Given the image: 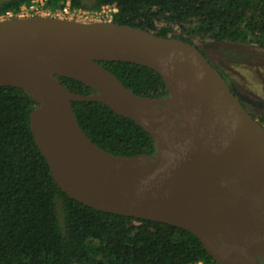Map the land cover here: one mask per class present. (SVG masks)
<instances>
[{
	"label": "water",
	"instance_id": "1",
	"mask_svg": "<svg viewBox=\"0 0 264 264\" xmlns=\"http://www.w3.org/2000/svg\"><path fill=\"white\" fill-rule=\"evenodd\" d=\"M100 62L149 68L162 77L169 96L141 98ZM44 67L87 69L101 80L102 90L84 76L48 73ZM55 76L84 81L96 94H70ZM5 86L23 89L37 105L30 116L33 139L68 197L186 230L220 264L264 262V128L195 46L113 23L8 19L0 22V87ZM89 101L148 129L159 158L115 159L91 146L71 107ZM190 118L196 128L186 126ZM66 177L81 196L66 188ZM228 180L251 202H226L222 191ZM246 246L258 250L245 254Z\"/></svg>",
	"mask_w": 264,
	"mask_h": 264
},
{
	"label": "trees",
	"instance_id": "2",
	"mask_svg": "<svg viewBox=\"0 0 264 264\" xmlns=\"http://www.w3.org/2000/svg\"><path fill=\"white\" fill-rule=\"evenodd\" d=\"M32 1L0 0V19ZM44 1L51 11L66 3L88 12L116 9L110 23L189 43L204 56L201 46L209 42L264 49V0ZM99 64L141 98L169 96L162 77L149 68ZM54 78L70 94H96L84 81ZM36 106L23 89L0 87V264H220L186 230L68 197L33 139L30 116ZM71 107L80 131L100 153L142 163L159 158L153 134L133 119L99 102H71ZM251 117L264 128V119Z\"/></svg>",
	"mask_w": 264,
	"mask_h": 264
},
{
	"label": "rangeland",
	"instance_id": "3",
	"mask_svg": "<svg viewBox=\"0 0 264 264\" xmlns=\"http://www.w3.org/2000/svg\"><path fill=\"white\" fill-rule=\"evenodd\" d=\"M106 14L107 11L101 13ZM201 49L210 64L222 71L240 96L251 102L248 112L264 119V49L255 45L213 42L202 45Z\"/></svg>",
	"mask_w": 264,
	"mask_h": 264
},
{
	"label": "built area",
	"instance_id": "4",
	"mask_svg": "<svg viewBox=\"0 0 264 264\" xmlns=\"http://www.w3.org/2000/svg\"><path fill=\"white\" fill-rule=\"evenodd\" d=\"M101 15V13H106ZM116 9L103 8L101 13L97 12H85L79 9H72L69 3H66L62 8L51 11L45 9L44 0H34L29 5L22 6L19 12L14 15L13 13H6L1 17L0 21H5L13 18H34V17H51L69 21H89V22H104L110 23L113 15L116 13ZM110 13V14H109ZM15 16V17H14ZM201 264V263H199Z\"/></svg>",
	"mask_w": 264,
	"mask_h": 264
},
{
	"label": "bare ground",
	"instance_id": "5",
	"mask_svg": "<svg viewBox=\"0 0 264 264\" xmlns=\"http://www.w3.org/2000/svg\"><path fill=\"white\" fill-rule=\"evenodd\" d=\"M44 70L47 71L48 73H69V74H75V75H80V76H84L86 77L89 81H91L92 83H95L97 85H101V80L97 78L96 74H94L93 72L85 69V70H81V69H77V68H55V67H44ZM103 85L100 86L101 90H102ZM186 126L189 128H196L197 125L195 124V121L193 118H190L189 120H187L186 122ZM65 186L66 188L72 192L73 194L77 195V196H81V191L78 188V186L69 179V177H66L65 179ZM223 194V198L226 202L228 203H239L242 205H246L249 202H251V199L249 197V195L247 193H244L233 181L228 180L223 188L222 191ZM173 198H176L177 200H181V201H188V199H190V197L187 196H183V195H178V194H171ZM245 254H247L248 252H252V251H257L258 249L250 247V246H246L245 248Z\"/></svg>",
	"mask_w": 264,
	"mask_h": 264
},
{
	"label": "flooded vegetation",
	"instance_id": "6",
	"mask_svg": "<svg viewBox=\"0 0 264 264\" xmlns=\"http://www.w3.org/2000/svg\"><path fill=\"white\" fill-rule=\"evenodd\" d=\"M210 63V62H209ZM219 72V71H218ZM222 75V74H221ZM224 80L226 81V83L228 84V86L230 87L231 91L234 93V95L239 99V101L241 102V104L244 105L246 111L248 112V104L251 103L249 102L247 99V101L244 100L243 97L240 96V94L238 93V91L233 87V85L231 84V82L229 81V79L224 75ZM249 113V112H248ZM250 114V113H249Z\"/></svg>",
	"mask_w": 264,
	"mask_h": 264
}]
</instances>
